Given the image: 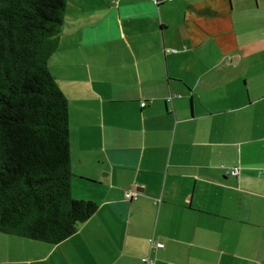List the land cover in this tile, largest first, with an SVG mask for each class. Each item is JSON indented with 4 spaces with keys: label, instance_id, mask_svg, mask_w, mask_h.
I'll return each instance as SVG.
<instances>
[{
    "label": "crops",
    "instance_id": "obj_1",
    "mask_svg": "<svg viewBox=\"0 0 264 264\" xmlns=\"http://www.w3.org/2000/svg\"><path fill=\"white\" fill-rule=\"evenodd\" d=\"M64 25L71 189L98 207L58 244L0 232V264H264V0H69Z\"/></svg>",
    "mask_w": 264,
    "mask_h": 264
},
{
    "label": "trees",
    "instance_id": "obj_2",
    "mask_svg": "<svg viewBox=\"0 0 264 264\" xmlns=\"http://www.w3.org/2000/svg\"><path fill=\"white\" fill-rule=\"evenodd\" d=\"M68 3L0 0V232L51 244L98 207L72 194L69 100L50 69Z\"/></svg>",
    "mask_w": 264,
    "mask_h": 264
},
{
    "label": "rangeland",
    "instance_id": "obj_3",
    "mask_svg": "<svg viewBox=\"0 0 264 264\" xmlns=\"http://www.w3.org/2000/svg\"><path fill=\"white\" fill-rule=\"evenodd\" d=\"M71 17H74V15H71ZM72 30L69 29L68 26L63 25L62 29H61V34H60V40H61V45L62 47L65 49L67 45L71 46L72 42H71V38L68 34V32H71ZM59 48V47H58ZM72 56V54L69 52L68 48H66V51H62L59 52L58 54V50L53 54V58L51 59V63H50V68L52 69L51 72H53L52 74L54 75L55 79H57L56 81H58L60 84L63 83V79L60 77L59 73H63V70L59 67V63L62 62V66L64 65V60L63 58ZM56 62H58L56 64Z\"/></svg>",
    "mask_w": 264,
    "mask_h": 264
},
{
    "label": "built area",
    "instance_id": "obj_4",
    "mask_svg": "<svg viewBox=\"0 0 264 264\" xmlns=\"http://www.w3.org/2000/svg\"><path fill=\"white\" fill-rule=\"evenodd\" d=\"M155 4L159 5L161 4L164 0H152ZM171 1V0H168ZM146 102H142V106H145ZM230 173L232 175H238L239 174V169L237 167H234L230 170ZM137 195V193L133 192V191H126V198L131 199L134 198ZM151 246H155V247H163L164 243L163 242H157L154 239H151ZM142 261L145 264H155L154 260L150 257V256H144L141 258Z\"/></svg>",
    "mask_w": 264,
    "mask_h": 264
}]
</instances>
